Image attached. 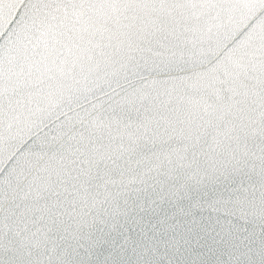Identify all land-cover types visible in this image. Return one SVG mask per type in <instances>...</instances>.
<instances>
[{"label": "snow or ice", "instance_id": "6c2138e0", "mask_svg": "<svg viewBox=\"0 0 264 264\" xmlns=\"http://www.w3.org/2000/svg\"><path fill=\"white\" fill-rule=\"evenodd\" d=\"M0 264H264V0H0Z\"/></svg>", "mask_w": 264, "mask_h": 264}]
</instances>
